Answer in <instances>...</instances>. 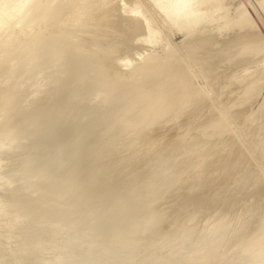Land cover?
I'll return each instance as SVG.
<instances>
[{"label": "bare ground", "instance_id": "6f19581e", "mask_svg": "<svg viewBox=\"0 0 264 264\" xmlns=\"http://www.w3.org/2000/svg\"><path fill=\"white\" fill-rule=\"evenodd\" d=\"M13 1L14 2H12V0H0V39H2L0 40V42L2 41L0 43V60H2L0 61V74L3 77V80L0 81V126L1 124L9 120L12 116L14 118V116L21 113V110L18 107L21 106L20 104H22L19 103L20 98L23 100V98L25 97V102H23V104L26 103V98H29L27 101L30 105L29 110L39 104L41 105V109L38 113L33 114V116H29L30 118L28 120V123L25 125V128H23L22 130L18 129L16 131V133L18 134L16 138L18 139L15 141H17L18 143L19 141L20 143L22 142L23 146L31 143V147H27L29 148V150L27 152H23L25 146L23 147L20 144L14 149H12V146L11 149L16 151L17 155L14 159L8 160L9 162L5 161V156L9 155L10 151H4L5 153L9 154H3L4 152H0V156L2 159L0 162V177L3 175L2 172L9 169L11 170L12 167L16 169V167L19 166L18 169H21L20 166H22L23 168H25V172L19 171L22 172V174L24 173L23 178L20 173H16V171L18 170L14 172L15 169L13 168L14 170L11 174H9V178H6V182L0 185V195L15 196V199L17 200V203L15 205H13L12 203V206H7L0 202V241L3 240L1 233L4 232L7 226H10L11 228L27 227L30 230H33V233L35 235L37 234L35 239H31V242L29 244H27L28 242L26 244L20 243L21 248L15 255L11 257L12 264H22L27 259L29 260V264H198L197 261L200 260L202 261L201 264H212L214 261V264H264V208L263 210H253V206L254 208L255 206H257L256 203H254V205L250 207L248 202L249 206L246 205V207H249V209H247L250 212H246L245 210L247 209L241 203V207H244L245 210L241 208L242 210L240 212L245 211L244 214H239L237 210L236 211L238 213H236V211L234 210L235 213L240 216H234L235 219L233 220V223L229 224L232 221L230 219L229 222L228 218L231 217L232 212L234 214V211L231 210L233 206H229L231 208V212H229V210L226 208L229 203L224 202L226 205L225 206L223 203V206H225L223 210L224 214L214 216V221H211L212 223L209 224L208 227L200 230L199 232L196 231L197 229L195 230L196 232L194 231V226L191 224V220H189L190 218L188 216L187 217L189 219L185 217L187 221H185L183 217L181 218V213L185 214V211L189 212L191 209H193L192 212L188 213L187 215H193L195 213L194 211L196 210L193 207L197 206L198 201L200 202L198 197L200 198L201 195H204L201 196L203 198L206 197L207 194H210V192L211 194L212 192H214V195L212 194V196L214 197H209L207 195L209 197H207L208 199L212 198V205L213 201L218 202L220 200L221 194L219 195V192L215 194L216 192L213 190H217L220 187L225 188L226 185L221 186L224 180H221L219 177L218 179H220L222 183H218L220 181L215 179L217 178L216 174V177H214V175L212 174L214 178L211 177L210 182L212 180H215V182L218 181L217 184L214 183V181H212V183L216 184V186L220 184V187H215L211 183L212 186L210 192L206 193L204 192V190H202L204 194H202V192H200L201 190H199L198 188L203 181H199L200 179H202V175L210 171V160L206 162L205 158L207 157L208 159V156L206 155L208 154L210 156V153H212V151L214 150L213 149L212 151H210L211 149L209 150L208 145V149L205 150L204 147L206 145L204 143L208 141L209 146H212V143H209V138L212 139V137H214L217 139L216 145L221 144V140L223 139L225 134H227V130L229 129L227 128V123L231 122L232 120H236L237 124H235L239 125L240 127L242 125L243 127L246 126L247 128H251L252 132L247 131V133L249 132L251 133V135L236 133V135H232L233 137L230 135V137L232 138L225 137L227 139H230L228 140L229 142L232 139V142H230L232 145L230 144L231 146L228 147L229 145L227 146V143L224 142V139V141H222L226 145H223L224 143L222 142L223 144L218 145V148H216L219 150L222 145L223 147L227 146L228 149H223V151L225 150V152L221 153L219 150V152L221 153V158L223 160L229 159L228 157L230 156L236 157V160L234 159L235 157L233 159H230L232 160L231 162L235 161L233 163L235 164L233 165V167L232 165H230L229 168L228 166H225L224 168L222 167L225 173L226 170H231L229 172L227 171L228 174L234 172L233 175L237 174V179L240 176L239 179L236 180L234 178L236 176H233L232 173L229 174L232 175V177L235 179V182L237 181L236 186H234L235 184L233 185L235 187L233 188L234 191H231L232 193L235 192L236 195L240 193L242 197H244V199L249 196L247 195L245 198V196H243V194L245 195L244 192H247L248 194H250V196L251 194L253 196V193L256 194L255 196H257V192H254L257 189L258 191L262 190L264 192V97L261 99V103L257 105L258 108H255L257 110H255L254 113L252 112L251 114L247 112L246 115L245 112L247 108H251V106L249 107V105L254 102V98L264 87V58H261V61L257 60L258 57H261L259 55L263 54L264 56V41L261 40L262 38L258 40L259 37H257L255 33L259 30L258 27H261L260 24L258 25V22H255V12L254 14H252L251 10L243 12L241 11L238 12L233 18H230L227 15L226 10L223 8L225 0H121V2H123L122 5L119 3L121 6L116 5L114 3V0ZM255 2L257 3V6L259 5L262 13H264V0H256ZM245 6L244 8L247 10L248 7L247 5ZM71 8V15L69 17H62L63 13L67 10H70ZM116 16L122 17V23L120 22L121 25L119 29L116 30L117 35L121 36L123 32L129 29L133 31H137L138 29L143 30L144 38L142 40H139L135 33L130 34L129 38L125 40L130 42L131 44H141L144 47L143 50L145 51L161 45L163 31L165 35L168 33L179 34L181 37V43L177 47V51L185 53V58H180L177 54L176 56H174L175 51L174 53H172L173 48L171 49L170 46H167L170 48L163 46V49L161 50L162 54L160 56H151L153 54L150 55L141 52L142 54L138 55L134 61L130 58V56L127 55H121L122 57L120 56L115 59L112 58V53H115V48L119 46L120 43L124 42V39L118 37V39H115L114 42L112 41V43L109 44L106 49H103L101 47L100 41L105 37L107 29L111 24V19ZM155 17H157V21H155ZM98 23H101L102 25L101 30L96 33L94 37H89L90 39L86 38L89 40L83 42L82 36L86 35L88 31H90L89 29L92 26L97 25ZM254 23H256L258 27H256ZM254 25L258 29L255 30ZM10 28H25V30L23 31L22 29H20L19 31L21 32H18L17 29H14L17 30L15 32L12 31V29L11 31L13 34H11ZM262 31L263 30L261 28L260 34L257 32L258 35H261ZM230 33L231 37L229 35L230 40L228 41V38L225 39V35ZM22 37H27V39H24L22 42ZM168 37H170V35ZM220 37H224L223 44L225 43V40H227L228 42L223 45L221 44V39V41L217 40L218 44H221L220 46H223L221 48L218 46V49H220L216 51L214 50L215 52H213V42ZM219 41L221 43H219ZM14 46L15 48H18L14 49ZM172 46L176 45L174 44ZM216 48L217 47L215 46L214 49ZM116 50L119 49L117 48ZM256 57V61L257 63L259 61V65H257L254 69L252 68L251 71H246L245 69H243L244 67H239L240 63H252V61ZM11 58H15L13 63L11 61ZM116 61L117 65H119L118 67L121 68V73L117 74L116 72H114V74L111 70V75L110 66L112 64H116ZM218 63H223L222 65L227 68L234 67V65L238 64V67L241 68V70L243 69L246 74H237L238 76L233 77L236 75V73L235 75L231 76L232 73H229L231 69L229 71H227L228 69L222 70L219 67ZM5 64H10L8 69L4 68ZM195 64L200 66L197 67V69L200 68V72H196L197 74H195V68H193ZM214 64H217V68L219 67L218 69H221L222 72L226 71L228 73H225L226 78L224 80L222 79V77L225 74H223L222 77L220 76V78L223 80L222 83L217 82L218 84L220 83V85H217V83L214 82L217 87H215V85L212 86L214 83H209H212V79L210 81L208 80V76H211V78H215V76H219V73H221V71L219 70L220 72H215L218 73L217 75L213 74L215 76H212V73L214 71L208 69L211 68L212 65L214 67ZM20 66L21 68L22 66L24 68H22L23 70L21 72H18ZM66 66L71 68V71L73 72V80L71 81L74 87H72V90L73 92H76L74 93L75 96L71 97L70 99L65 98V96L67 95L64 96L67 90L66 85L63 84L61 80H58V83H55L56 78H53L54 76H58V78L61 79V75L63 77L67 76V73L64 72ZM218 69L214 70L218 71ZM234 69L235 71H237L236 68ZM44 70L48 71L46 76L43 75ZM207 71H210V75H208V73V76L206 78L209 81L207 84L208 86L211 85V87L209 86V88L201 87L200 89H195L193 87L194 85L191 83L192 79L194 81L195 78L197 79L205 76V73ZM211 71L213 72L211 73ZM39 72L42 73L41 77L43 75L47 79L45 83L49 87L48 91L45 90L47 93L42 90L44 83H40L42 84L40 85L38 82V77H40V75H37L36 73ZM35 76L38 79H36ZM218 79H215L214 81ZM221 79H219V81H221ZM85 80H87V83L89 82L87 84L88 87H92V89L101 87V90H98V92L92 91V93L90 92V95L86 93L89 99L85 110H83L84 112L82 111L83 115L80 117L78 112L81 111L77 110L79 109V104H81V101L84 97L82 98L81 96L82 99L79 98L77 92L79 93V88ZM129 83L133 84V87L130 86L132 89H130L128 85ZM125 84L129 87L130 90H125ZM196 86L200 87L198 85ZM205 86L207 85L205 84ZM233 86L235 88H233L234 90H232L231 88V92L229 90L227 91V89ZM40 88L43 92L40 91ZM82 90L80 88V91ZM211 91H215L217 97L226 95L224 101L219 100L221 101L218 103L219 105H215L216 108L213 107L214 111L209 105L213 112H211V110L210 112L207 111L208 105H206L210 104L211 100H208L210 99ZM40 92L44 93L43 95H45V97L42 96ZM85 92L86 91H84V93ZM211 94L212 96H214L213 93ZM84 96L86 99V95ZM58 101L61 102L60 105L57 104ZM78 101L80 102L78 103ZM205 102L206 104H204ZM17 103H19V105ZM248 103L249 105L246 106V104ZM192 105H194L198 110L197 111L195 109L197 111H195L196 115H198L199 112L204 113V109H202L203 105L204 107H207L205 108V110L207 111H205V113L207 114L209 112L211 114L206 115V117H209L204 120L205 115L200 113L202 116H204V118L202 117L204 120L203 123H205V121L207 123H201V127L199 126L200 128L197 129L199 132L197 133V135L199 134V138L196 137V139L198 138L197 143H190V140H193L191 138L196 134L194 130L195 125L193 127V124H191V122L189 126L193 128L191 130L192 132L190 131L191 133H193V136H191L189 143L186 142L187 144H181L182 141H184L182 140L183 136L185 137V135H183V133L181 132L182 135L180 138H178L176 144L177 148L175 146L176 150L174 149L175 153L176 151L177 153L170 157L168 155L169 153L171 154L173 150L170 149V147L168 148L169 144L167 145V148L170 149V152H166L168 153L166 155L165 151L167 149L165 148L166 150H164L163 146L161 145L162 143L158 142L159 137L156 135L157 138L154 141L153 138L155 136L151 135V137L148 133H153L150 130L153 128V126H156V123L158 121L160 123V120H162L163 118L166 119V123L164 124H167L169 120L168 118H166L167 114L171 115L169 123H172V127L175 123L178 124L175 125L180 126L179 121H182V119L179 121L178 119L186 116L184 118L187 120L188 118L186 111L190 109ZM243 106H246L247 108H243ZM59 108L61 110H59ZM191 109L195 115V112L193 110L194 107ZM242 110L245 113L242 112ZM246 111H248V109ZM184 113L186 115H184ZM193 113L188 115V117H191ZM196 115L194 116L196 117L195 119L192 116L194 120H196L197 117H200L199 115ZM92 117H96V119H91ZM184 118L183 120H185ZM189 119L194 123L193 119ZM199 120H202L201 117L198 118V123ZM92 121H94L95 125ZM196 121L194 124H196ZM91 122L94 126L90 124ZM187 122L182 121L183 124ZM114 123H116V127L113 126ZM182 123L180 124L182 128H184ZM198 123L196 125L197 128ZM175 125L174 127L176 128ZM165 126L164 128H159H163L166 131L168 128H174H170V125H168V128H165ZM186 126H188V124ZM247 128H244L242 133H246L245 130ZM37 129H39L38 132ZM154 129L156 130V128ZM163 129H160V132ZM236 129H238V127ZM173 130H177V128ZM231 130L229 129L228 131L230 132ZM3 132L4 131H2V135ZM186 132L190 137L191 134L189 135V132ZM141 133H144L143 140L145 139L146 141H148V139L144 138L148 134L150 136L149 137L147 135L149 141H151L152 138L154 144L156 140L159 144L161 143L160 145L163 149L161 147L160 148L162 149V151L164 150V154L162 155H166L169 157L165 160L164 165H162L164 162H156L158 161L157 159L161 157H158V154L163 153L161 151L159 152L157 149L159 153H154L155 157H153V161H151L152 165H146L147 170L150 171H148L146 174L145 172H142L146 176H144L146 180L139 188V193L144 191L143 194L147 196V198L151 197L150 199L153 198L152 196H158L157 200L153 198L156 201H151L149 199L148 201L146 198L145 200L147 201H145V203L143 202L142 205L139 204L140 207L136 208L135 206L138 196L137 194L133 195V193H131L133 191H131V188L132 186H134V182L128 185L126 184L127 186L121 188L118 194H116V198L113 200L112 197H114V195H110L111 192L108 189V184L111 185V183H115L118 186L119 180V177H117V175L112 177L111 170L112 167H115L113 166V164H115L114 162H110L106 165V167L103 166L102 171L100 169H94L93 171H91L88 175V178L86 179L85 184L83 185V188L81 189V193H77V171L81 165L86 163L87 159H92L95 164L99 163V160L101 158H106L104 155L110 153L112 149L115 148L114 143L119 140L121 141L123 138L126 139V136H129V138L131 137V141L127 138L128 142H130L129 145L127 143L125 144H127L128 147H134L136 138L138 134ZM154 134L159 135V133L157 132ZM4 135L5 136H2L0 140L1 151L5 149L4 145L6 146L7 138L9 137V134L4 133ZM178 136L179 135H177V137ZM163 137L164 141H167L166 134ZM163 137L160 138L162 141ZM59 138L67 139L68 141L72 142L73 147H71V150H69L68 153L65 152L64 155H62L61 153V149L63 148V146H57ZM95 138H98V140H100V142H98L99 145L95 148H92L93 146L90 145V147L92 148L91 149L88 144L91 143ZM139 139L140 138H138L137 140ZM179 140L182 141L180 142ZM186 140L188 141V139ZM212 141L214 142V140ZM137 143H139V141ZM183 143H185V141ZM91 144L93 145V143ZM154 144H152L151 146H153ZM157 144H155V146ZM145 145L146 144L144 143L143 147H145ZM216 145L212 147L215 148ZM80 146L87 147L89 153L86 154V157L81 154L79 150ZM122 146L125 145L123 144ZM122 146L119 147V149L122 148ZM151 146L150 148L152 150L153 147ZM211 146L210 148H212ZM146 148L150 150L148 146H146ZM127 149L128 148H126V150ZM143 149L145 150V148ZM154 149L156 150V148ZM216 149L214 150V153L217 151ZM134 150L138 151V148ZM208 150L210 151V153H208ZM130 151L134 152L131 149ZM130 151L129 153H131ZM145 151L147 152L145 154L143 153V156L140 157H144V155L149 152L148 150ZM204 151H207L206 155ZM150 152L153 153L154 150L153 152ZM196 152L201 153H198L201 157V160L198 156H193L194 158L196 157L197 159H199L198 162L195 158L194 160L197 163L194 164V162H190V159ZM218 153L216 154L219 157L220 154L218 155ZM172 154H174V151ZM131 156H129V158H131ZM166 156H164L163 159L166 158ZM211 157L212 155L210 156V158ZM128 159H126V161ZM213 159H216L215 154L213 156ZM138 160L143 161L144 159L142 158ZM230 160L229 162L224 163H226V165L228 163L232 164L230 163ZM41 161L44 162L42 163ZM146 161L147 160H145V163H148ZM188 161L190 162V164H194V169L193 167L191 168L194 170L193 173L190 174V170L188 171V175L190 174L189 176L187 175V172L185 176L183 174V177L181 176L182 178H180L181 180L178 179L180 180L179 183H177L176 185L173 184L175 186L172 185V190L169 188L171 191H168L171 195H176L175 197L178 199L180 196L179 194H182L181 196H183L184 193H181L182 191L180 193L178 192L179 190H181V185H186V181L188 183V186L189 184L193 185L194 183V186L191 187V189L186 188L190 190V194L192 193V197L190 196V198H188L189 200H191L192 198V200H188V202H186L187 198L185 199V197V200H183L182 198L178 199V201L183 200V202L179 203H183V205L185 203L184 206H186L187 203L189 205L187 207L188 209L186 207H182L186 209L185 211H182L183 209L180 208L181 206H178L179 203H177L176 205L175 202L177 201L174 196V203L176 207H174L175 205H172V196L170 195L169 198V193H165L166 196L164 195V198L168 196L167 198L169 199L166 198L167 202L169 200L170 201L166 203L165 199L164 205V199L162 200L159 197H161L166 189L157 187V181L161 178H165L164 180H166V178L168 179L171 174L174 175V173L172 172H176V170L178 171V169L183 167L185 168V166H183L185 164L186 166H190L189 164H187L189 163ZM215 161L218 160H214L213 164L211 165L215 166L214 168L216 170L218 167L216 166L217 162ZM3 162L6 163L3 164ZM39 162H41L42 164L39 167H36L34 170L35 165ZM127 162L133 164L132 158ZM210 162H212V160ZM137 163L140 162L138 161ZM137 163H134V165ZM204 163L207 164L205 165ZM142 164H138V166ZM218 164L221 163L218 162ZM203 165H208V167L205 168V166ZM128 166H130V164H128ZM212 166L211 168H213ZM248 166L252 167V169H245V167L248 168ZM121 167L123 169L125 166L121 165ZM127 167H125V169H128L129 173L133 174V172H130L132 170ZM148 167L150 168L148 169ZM208 168L209 170L207 171L206 169ZM125 169L123 170L125 171ZM134 169H136V167ZM138 169H140V167ZM144 169H146L145 166ZM144 169L141 170L145 171ZM218 170H216L215 173L219 172L218 175L220 176L221 171ZM124 171L123 173H127V171ZM55 172L57 173V175H55V179H52L54 181H52L51 183H46L44 181L45 178L52 175V173L56 174ZM211 172L213 171L211 170ZM129 173L126 175L128 176ZM239 173H241V175H238ZM98 174L101 175V179L98 182L100 186L95 188L93 187V183H95V180H97L96 177L98 176ZM228 174L226 173L224 175V178L223 173L221 172V175L223 176L221 177L226 179L228 178L226 177V175ZM66 177L68 179H66ZM230 178L227 180L231 181ZM189 179L190 181L192 180L193 183L192 181L191 183H189ZM33 181L36 182V188L31 185V183H34ZM161 182L163 183V181ZM166 182L167 181L164 182V187L168 186ZM197 183H199L198 187L196 186L198 185ZM206 183L210 186V183ZM15 184L19 185L17 186L18 189H14L16 191H14L12 188ZM206 186L209 187L208 185ZM212 187H214L215 189ZM181 188L183 189V185ZM227 188L226 191L228 190ZM167 190L165 192H167ZM189 190L186 191L189 192ZM40 191L41 194L39 193ZM95 191L101 192L100 201L97 204L99 206H94L88 203H83L80 206L76 205L77 195L88 196ZM187 192L185 195L188 194ZM199 192L201 193L200 196L198 195ZM220 192H222V190ZM227 192L230 193L229 191ZM240 194L238 195L239 197L241 196ZM260 194H262L260 196V199L262 200L264 196L263 193L259 192L258 195ZM177 195L179 196L177 197ZM231 195H229V197ZM222 197L224 196L222 195ZM242 197L240 198L242 199ZM26 198H29V202H26ZM235 198L233 199L234 201ZM253 198L251 197V200H253L254 202L258 200L260 201V199L255 201L254 199L256 197L254 199ZM208 199H204L206 201H201L204 203L203 205L205 207L209 203H211L207 201ZM244 199L243 203L247 200L249 201L250 197L245 201ZM224 200H222V202ZM229 200H231L230 202H232V199ZM229 200L227 198V201ZM23 202H26L27 205L19 209L18 207L20 206L18 205ZM201 202L198 205L199 207H201ZM236 202H232L234 206H236ZM65 203H67V205L64 206ZM166 205L169 206V211V208L173 206L172 208L175 209V212H172L171 209L170 215L167 210V213L169 215H166ZM214 205H216V203H214ZM238 205L239 203H237V206ZM72 206L74 209L71 208ZM163 206H165V210L162 209ZM177 206L182 210H179ZM190 206L192 208H189ZM220 206V209H223L222 205ZM261 206L262 205H260L258 208H260ZM82 207H86L84 209L88 208V210L86 211L85 215L83 214V225L80 228H77L79 219L81 218L80 213L84 211H81ZM199 207L196 208L197 211L201 210L199 209ZM210 207L211 206H209L208 208ZM250 208H252L251 210L253 211H251ZM70 209L73 211H70ZM215 209H218L217 206ZM226 209L228 212L226 211L225 213L224 211ZM212 210L214 209L211 208V211ZM197 211L194 214L196 216L197 214H199ZM205 211L208 210L205 209L202 213L204 214ZM178 212L179 215H181V219L177 218ZM199 212L201 213V211ZM219 213H221V211ZM201 214L199 215L201 216ZM59 218L60 220H62L63 218V220L61 222L59 220L60 223H57ZM209 218L212 217L209 216ZM179 219L185 221L183 225ZM252 219H254L256 222H254V220ZM250 220H252L254 224L251 225V223L249 222ZM129 221H131L132 223L134 222L133 227L129 226L132 224ZM195 221H197V219L194 220V222ZM175 222L176 225L181 224V226H175ZM91 225H96L95 229L101 232V238L99 237L97 239L95 233L89 231L87 232L88 227ZM125 225L128 226L127 228L130 227V230H127V228L125 230ZM30 230L28 231V234L32 232ZM34 231L37 232L35 233ZM158 233L162 234V238H158V240H161L156 241ZM155 234H157L156 237ZM152 235H154L156 240L150 238ZM29 237L32 238V236ZM148 238L149 240H153L156 242H146V239ZM7 239L8 238L4 237L5 241H7ZM26 239H28V237ZM172 241L175 243V245L173 243L174 246L172 245V247H170L171 245H169V243H171ZM167 244L170 248L166 246ZM218 250H223V254L220 255L222 257H219V261L217 262V259L215 260L213 258L216 257L215 254Z\"/></svg>", "mask_w": 264, "mask_h": 264}, {"label": "rangeland", "instance_id": "374dc122", "mask_svg": "<svg viewBox=\"0 0 264 264\" xmlns=\"http://www.w3.org/2000/svg\"><path fill=\"white\" fill-rule=\"evenodd\" d=\"M18 1H19V0H18ZM255 1H256V0H225V2H224V4H223V8L226 10L227 15H228L230 18H233L238 12H241V11L243 12V11H250V10H251L252 14H254V12H255V14H254L255 22H258V25L260 24L261 27H258L256 23H254V24L256 25V27L259 28L260 31H261V28H262V30L264 31V15H263L264 13H262V11H261L259 5L257 6V3H256ZM12 2H14V1L12 0ZM15 2H17V1L15 0ZM114 3H115L116 5H120V4L122 5V4H123V2H121V0H117V1L114 0ZM119 3H120V4H119ZM121 5H120V6H121ZM243 5H244V6L247 5V7H248L247 10L244 8ZM75 7H77V6H75ZM245 7H246V6H245ZM249 7H250V8H249ZM258 7H259V9H258ZM241 8H242V9H241ZM248 9H249V10H248ZM70 11H72V8H71L70 10H67L66 12H64V13H65V16H64V13H63L62 17H66V16L69 17V16L71 15V13H72V12L70 13ZM68 12H69V13H68ZM66 14H67V15H66ZM261 17H262V18H261ZM82 18H83V17H82ZM258 18H259V19H258ZM113 19H115V20H113ZM157 20H158L157 17H155V21H157ZM81 21H82V20H81ZM120 22L122 23V17H119V16H118V17H117V16H116V17H113V18L111 19V24H110V26H109L108 29H107V32H106V34H105V37L100 41L101 47H102L103 49H106V48L108 47V45L111 44L112 41L114 42L115 39H118V37H121V38L124 39V42L120 43L119 46H117V47L115 48V50H114L115 53H112V58L115 59V58H117V57H120L121 55H122V56H126V55H127V56H130V58L134 61V60L137 58V56L140 55V54H142V53H147V54H150V55L153 54V55H151V56H160V55L162 54V51H161V50L163 49V46H165V47L170 46L171 49L173 48V49H172V53H174V51H175L174 56H176V54H177L180 58H183V59L185 58V56H184L185 53H183V52H178V51H177V47H178V46L180 45V43H181V37H180L179 34H176V33H174V34L168 33V34L165 35L164 31L162 32V30H161L162 35H163V37H164V38H163V37L161 38V40H162V41H161V45H158V46H156V47H154V48H152V49H150V50L145 51V50H143L144 47H143L141 44H139V43H138V44H137V43H134V44L132 43V44H131L130 42H128V41L125 40V39L129 38L130 34H133V33L136 34V36H137V38H138L139 40H142V39L144 38V32H143V30L138 29L137 31H133V30L129 29V30H126L125 32H123V34H122L121 36H119V35L116 34V32H117L116 30L119 29V27H120V25H121ZM255 25H254V27H255ZM97 26H98V27H97ZM92 27H93L94 29H93ZM92 27H91L92 29L90 28V29H89L90 31H88V33H87L86 35L82 36V41H83V42H84V41H85V42L88 41V40L90 39L89 37H91V38L94 37V36L96 35V33H98V32L101 30L102 25H101V23H98L97 25L92 26ZM256 27H255V30L258 29V28H256ZM12 29H13V28H10V31H11ZM14 29H17V28H14ZM14 29H13L12 31H15V32H16L17 30H18V32H21V31H19L20 29H22L23 31L25 30V28H24V29H23V28H19V29H17V30H14ZM91 30H92V31H91ZM95 30H96V31H95ZM259 30L255 32V33H256V36L259 37L258 40H260V39L262 38L261 40L264 41V36H263L264 32L262 31L263 33L261 32V35H258V33L260 34V31H259ZM12 31H11V34H13ZM108 31H110V32H108ZM15 32H14V33H15ZM92 32H93V33H92ZM257 32H258V33H257ZM88 35H89V36H88ZM169 35H170V37H168ZM227 35H228V36H227ZM227 35H225L226 37H225V36H224V37H225V39L228 38L227 40L229 41V40H230V39H229V35H230V37H231V33H230V34H227ZM85 36H86V37H85ZM84 37H85V38H84ZM224 37H220V38L216 39V41L214 40V42H217V40H220V39H221L222 41H221V40H220V41H221L222 43H221L220 41H219V43L223 44V42H224V40H223ZM0 38H1V37H0ZM86 38H89V39H86ZM167 38H168V39H167ZM24 39H27V37H24V38L22 37L21 41L23 42ZM171 39H172V40H171ZM0 40H2V39H0ZM3 40H4V39H3ZM227 40H225V43L228 42ZM108 41H109V42H108ZM164 41H165V42H164ZM168 41H169V42H168ZM1 42H2V41H1ZM1 42H0V43H1ZM214 42H213V44H214V45L216 44L215 46H216L217 48L214 49L215 46L213 45V47H214V48H213V52H215L216 50H219V49L225 44V43H224L222 46H220L221 44H218V42H217V43H214ZM170 44H171V45H170ZM174 44H175L176 46H172V45H174ZM121 45H122V46H121ZM218 46L220 47L219 49H218ZM170 47H167V48H170ZM13 48H14V49H17L18 47L15 48V46H14ZM117 48H118L119 50H116ZM131 48H132V49H131ZM175 49H176V50H175ZM214 50H215V51H214ZM114 51H113V52H114ZM130 51H131V52H130ZM117 52H118V53H117ZM120 52H121V53H120ZM125 52H127V53H125ZM141 52H142V53H141ZM122 53H123V54H122ZM116 54H117V55H116ZM172 55H173V54H172ZM181 55H182V56H181ZM122 56H121V57H122ZM210 56H211V55H210ZM259 56H261V57H258V59H257V57H256V58H254V60L256 61V59H257V60H260V61H261V60L264 58L263 54H261V55H259ZM8 57H10V56H8ZM261 58H262V59H261ZM0 59H1V57H0ZM9 60H10V59H9ZM14 60H15V58H13V59L11 58L12 63L14 62ZM254 60H253L252 63H250V64L240 63V66H239V67H241V68L244 67L243 69H245L246 71H247V70H248V71H251L252 68L254 69L257 65H259V64H258L259 61H258V63H257V61L255 62ZM0 61H2V60H0ZM15 62H16V61H15ZM254 62H255V63H254ZM256 63H257V64H256ZM222 64H223V63H222ZM222 64H219V63H218L219 67H220L222 70L228 69L227 71H229L230 69H231V70L233 69L232 71L230 70V72H229V73H232L231 76L235 75V73H236V75L233 76V77L238 76L237 74H239V75H240V74L242 75V73L246 74L245 71H243V69L241 70V68L238 67V64L234 65V67H231V68H230V67L227 68V67L223 66ZM242 64H244V65H242ZM251 64H252V66H251ZM214 65H215V64H214ZM216 65H217V64H216ZM216 65H215V66H216ZM218 65H217V66H218ZM220 65H221V66H220ZM245 65H247V66H245ZM249 65H250V66H249ZM9 66H10V64H5L4 68H5V69H8ZM118 66H119V65H117V61H116V64H112V65L110 66V73L113 71L112 73L116 72L117 74H118V73L120 74V73H121V72H120V71H121V68L118 67ZM192 66H193V65H192ZM215 66L213 67V65H212V67L208 69V70H213V71H214V72L211 71V73L213 72V73H212V76H215V75H213V74H216V75L218 74V73H215V72H220V71H221V69H218L219 67L217 68V66H216V67H215ZM43 67H44V66H43ZM197 67H200V66L197 65V64H195V66H193V68H195V69H194L195 74H197L196 72H200V70H199L200 68L197 69ZM222 67H223L224 69H223ZM237 67H238V68H237ZM22 68H24V67L22 66ZM22 68H21V66H20L18 72H21V71L23 70ZM234 68H236L237 71H235ZM246 68H247V69H246ZM119 69H120V70H119ZM183 69H184V68H183ZM214 69H218V71H217V70H214ZM239 69H240V70H239ZM41 70H42V69H41ZM41 70H40V71H41ZM111 70H112V71H111ZM195 70H196V71H195ZM219 70H220V71H219ZM44 71H45V72H44ZM44 71H43V75L46 76L47 73H48V71H47V70H44ZM69 71H70V72H69ZM233 71H234V72H233ZM18 72H16V73H18ZM41 72H42V71H41ZM64 72L67 73V76H68V77H67V76L63 77V76L61 75V77H62L61 79L58 78V76H57V77L54 76L53 78H56L55 83H56V82L58 83V80H61V82H63V84L66 85L67 90H66L64 96L67 95V96H65V98H67V99L69 98V99H70L71 97H74V96H75L74 93H76V92H73V90H72V87H74V85H72L73 83H72V81H71V80H73V72L71 71V68H69L68 66H66V69L64 70ZM209 72H210V71H207V72L205 73V76H202V77L197 78V79L195 78V79H194V81L196 80L195 83H194V81H193V79H192L193 82L191 81V83L194 85L193 87H194L195 89H196V88H197V89H200L201 87H202V88H206V87L209 88V86L211 87V85L208 86V84H207L211 79H212V80H211L212 83H211V82H209V83H210V84H213L214 82H216V83H217V82L222 83V81L226 78V74H225V73H227L226 71H225V72H224V71H223V72L221 71V73H219L220 75H219V76L217 75L218 77L215 76V78H214V77L211 78V76H208V75H210ZM69 73H70V74H69ZM112 73H111V75H112ZM208 73H209V74H208ZM36 74H37V75L39 74L40 77H41V74H42V73L39 72V73H36ZM71 74H72V75H71ZM114 74H115V73H114ZM114 74H113V75H114ZM117 74H116V75H117ZM207 74H208V75H207ZM223 74H225V75H224L225 77L223 76L224 78L222 77ZM227 74H228V73H227ZM17 75H18V74H17ZM37 75H36V76H37ZM43 75H42L41 78L38 77L40 80H39L36 76H35V77H36V79H38L39 84H40V83H42V84L44 83L43 85H44L45 87L43 86V89H42V90H43L44 92H46V91L49 90V87H48V85L45 84L46 81H47V79H46ZM229 75H230V74H229ZM229 75H228V76H229ZM19 76H20V74H19ZM207 76H208V78H209V79H208L209 81L206 79ZM220 76L222 77L223 80L220 78ZM59 77H60V76H59ZM204 77H205V78H204ZM213 78H214V79H213ZM218 78L221 79V81H219ZM198 79H199V81H198ZM215 79H218V80L214 81ZM1 80H3V77H2L1 74H0V81H1ZM66 80H67V81H66ZM65 82H66V83H65ZM85 83H86V84H85ZM88 83H89V82H88ZM88 83H87V80H85V81H83V83L81 84V87H80V88H81V90L83 89V90H82L83 93H84V91H86L84 94L82 93V91H80V88H79V93L77 92V95L79 96V98H81V96H82V98L84 97L83 99L81 98L83 102L80 100V101H81V104H79V106H80L79 109H81V110L78 109L77 111H81V112H82L83 110H85V107H86V105H87V103H88V99H89L88 95H90V92H91V93H92V91H97V92H98V90H99V91L101 90V87H99L100 89H99V88H94V89H92V87H88V86H87ZM196 83H197V84H196ZM220 83H219V84L217 83V85H220ZM42 84H40V85H42ZM60 84H61V83H60ZM84 84H85V85H84ZM131 84H132V83H131ZM131 84H130V83L128 84L129 87H130V86L133 87V84H132V85H131ZM203 84H204V85H203ZM205 84H206L207 86H205ZM71 85H72V86H71ZM82 85H83V86H82ZM125 85H126V84H125ZM196 85H198V86H200V87H197ZM214 85H215V87H217L215 83H214L212 86H214ZM84 87H85V88L88 87V88L85 89ZM126 87H127L128 89H127ZM129 87L126 85V86H125V90H130V89H132L131 87H130V89H129ZM41 88H42V86H41ZM41 88H40V91L43 92V91L41 90ZM89 88H90L91 90H90ZM231 88H232V90L235 89L234 86H233V87H230L229 89H227V91H228V90L230 91ZM233 88H234V89H233ZM73 89H74V88H73ZM84 89H85V90H84ZM96 89H97V90H96ZM45 90H46V91H45ZM227 91H226V92H227ZM41 92H40V93H41ZM118 92H119V91H118ZM230 92H231V91H230ZM232 92H233V91H232ZM260 92H261V93H260ZM260 92H259L258 95L254 98V102H252L253 100L251 101L253 105H252L251 103H250L251 105H249V103L246 104V106L249 105V107L251 106V108H247L246 106H243V108H247V109H248V111H246L247 109L245 110L246 115H247V112L252 114V112L254 113L255 110H257V109H255V108H258L257 105H259V104L261 103L260 101H262L261 99L264 97V87L260 90ZM46 93H47V92H46ZM46 93H45V94H46ZM72 93H73V94H72ZM81 93H82V94H81ZM86 93H87L88 95H87ZM211 93H213L214 96H212ZM43 94H44V93H41V95L45 97V95H43ZM68 94H69V95H68ZM77 95H76V96H77ZM84 95H86V99H85V96H84ZM24 96H27V95H24ZM120 96H121V95H120ZM214 97H215V98H214ZM225 97H226V95H225V96H222V97H217L216 92H215V91H213V92L211 91V92H210V99L208 100V101L211 100V101H210V104H206V102L204 103V104L208 105V106H207L208 108H207L206 106L204 107V105H203V106H202V107H203L202 109H204V113H203V112H202V113H201V112L198 113V115H199V116L201 117V119H202V120H199V123H198V118H200V117H197V119H196L197 121L194 120V119L196 118V117H194V116L196 115V112H197L198 110L195 108L194 105H192V106L190 107V109H188V110L186 111V112H187V118H188V119L186 120V119L184 118V117H186V116L182 117L183 115L181 116L182 118L178 119V121L182 119L183 122H185V121L187 122V121L189 120L187 123H185L186 125L188 124V126H186L185 124H183L182 121H179L180 123H182V125L184 126V128H185V126H186L185 129L182 128L181 124L178 122L180 126H177V125H178L177 123H175V124H177V125L173 124V127H174V125H175L176 128H177V130H173V129H176V128H175V127L173 128L172 125H171L172 123H169V121H170V119H171V115H170V114H167V115H166L167 117L165 116L166 118L169 119V120L167 119V120H168L167 124H164V123H166V119L163 118L162 120H160V123H159V121L157 122L158 125H157V123H156V126H153V128L150 130V131L153 132V133L150 134V132H149L148 134H149L150 136H151V135H152V136H155V137L153 138L154 141H155V139L157 138V136L159 137L158 142H161V143H162V144H161V143H160V144L163 146L164 150L167 149V150L165 151V154H166V155L170 152V149H172V150L174 151V154H172L173 151L171 150V151H172L171 154L169 153V155H168V156L171 157V156H173V155H175V154L177 153V151H176V153H175V150H176V148H177L176 144H177L178 138L181 137L182 133H183V135H185V137L183 136V138H182V140H184L185 143H183L184 141L179 140L180 142L182 141L181 144H187L186 142L189 143V140H190L191 136H193V133H191V132H192L191 130H192L193 128H191V127L189 126L191 122H192L191 124H193V127H194V125H195V127H194L195 129H194V130H195V133H196V134H195V136H193V137L191 138V139H193L194 141H193V140H190V143H192V142H193V143H194V142L197 143L198 138H199V137H198L199 134L197 135V133H199L197 129H199V128L201 127V125H202L201 123H203V121H204L205 119H207V117H209V116L206 117V115H210V114H211V113H209L210 110H211V107H212V110H213V107L216 108L215 105H219L218 103L221 102V101H219V100H223V101H224ZM216 98H217V99H216ZM219 98H220V99H219ZM24 99H25V97L23 98V100L20 98L19 103H22V104H23V102H25ZM26 99H27V101H28L29 98L27 97ZM215 99H216V100H215ZM21 100H22V101H21ZM27 101H26L25 104H23V105L20 104L21 106H18L19 109L21 110V113L18 114L20 117H19L18 115H16V116H14V118H15V119H14L13 116H12L9 120H7L6 122H4V123L1 124V126H0V134H1L0 140H1L2 136H3V137L5 136L4 133H5V134H9V137H8V136H7L8 138L6 137V138H7V142H6L7 144H6V146L4 145V148H5V149L2 150V151L0 150L1 153H3L4 151L7 152L8 150L10 151V154H9V153H5V152L3 153V154H9V155H7V156L4 155L5 158H6V159H5L6 162H9L8 160H12V159H14V158L16 157V155H17V152L14 151V150H12V149L16 148V146L18 147L19 144H20L21 146H23V145H22V142L20 143V141H19V143H18L17 141H15V140L18 139V138H16V137L18 136V134L16 133V131H17L18 129H21V130H22L23 128H25V125L28 123L29 118H30L31 116H33V114L38 113L39 110L41 109V105L39 104V105L34 106L31 110H29V109H30V105L28 104L29 102H27ZM80 101H78V103H79ZM85 101H87V102H85ZM19 103H17V104L19 105ZM56 103H57V102H56ZM85 103H86V104H85ZM211 103H212L213 105H212ZM215 103H216V104H215ZM26 104H27V105H26ZM57 104L60 105L61 102L58 101ZM209 105H210L211 107H210ZM24 106H25V107L28 106V107L25 108ZM38 106H39V107H38ZM81 106H82V107H81ZM20 107H24V108L26 109V111H25L24 108H20ZM193 107H194V109H193L194 112L197 110V111L195 112V115H194V113L192 112V109H191V108H193ZM205 108H207V111H209L207 114L205 113V111H206ZM27 109H28V110H27ZM195 109H196V110H195ZM200 109H201V108H200ZM200 109H199V111H200ZM23 110H24L25 112H24ZM59 110H61V109L59 108ZM190 110H191V111H190ZM212 110H211V112L214 111V110H213V111H212ZM250 110H251V111H250ZM201 111H203V110H201ZM207 111H206V112H207ZM23 112H24V114H23ZM81 112H78V114L80 115V117L83 115V112H84V111H83L82 113H81ZM113 112H115V111H113ZM113 112H112V113H113ZM188 112H192L194 116L191 115V117H190V116L188 117V115L192 114V113H188ZM242 112H244V111L242 110ZM245 112H244V113H245ZM200 113H201V114H204V115H205V118H204V116H202ZM244 113H243V114H244ZM76 114H77V113H76ZM169 115H170V116H169ZM184 115H186V114L184 113ZM198 115H196V116H198ZM248 115H249V114H248ZM29 116H30V117H29ZM192 116L194 117V119H193ZM27 117H28V118H27ZM202 117L204 118V120H203ZM183 118H184L185 120H183ZM189 118H191V120L193 119V120H194V123H195V121H196V124H194L193 121H190ZM91 119H94V120H95L96 117H95V118L92 117ZM10 120H11V121H10ZM25 120H26V121H25ZM208 120H209V119H208ZM208 120H207V121H208ZM9 121H10V122H9ZM200 121H201V122H200ZM234 121H235V122H234ZM234 121L232 120L231 122L227 123V124H228V125H227V126H228L227 128H229L230 130H231V129H233V130H231V131L229 132V131H228L229 129H228V130H227V134H228V132H229V134H228L229 136H228L227 134H225V136H224L223 139H222L223 141H224V139H225L224 142L227 143V146L229 145L228 147H230V146L232 145V144L230 143V142H232V139H231V141L229 142L228 140H230V139H227L228 137H229V138H232V137H233L232 135H236V133H241V134H246V135L248 134V135H251V133H249V132H252V129H251V128H247L246 126L243 127L242 125H241V127H240L239 125H236V124H237L236 120H234ZM24 122H25V123H24ZM92 122H93V124L95 125L94 121H92ZM92 122H91L90 124H92ZM176 122H177V121H176ZM232 122H233V123H232ZM168 123H169V124H168ZM173 123H174V122H173ZM197 123H198V128H197V126H196ZM206 123H207V122L205 121V123H203V124H206ZM235 123H236V124H235ZM238 123H239V122H238ZM18 124H19V125H18ZM93 124H92V125H93ZM94 125H93V126H94ZM163 125H164V126H165V125L167 126V127L165 126V128H168V125H170V126H171L170 128H173V129H169V128H168L169 130L167 129V131H169V132H167L165 129H163V128H164ZM229 125H231V126H229ZM232 125H234V126H232ZM243 125H244V124H243ZM113 126L116 127V126H117L116 123H114ZM191 126H192V125H191ZM199 126H200V127H199ZM203 126H204V125H203ZM236 126H237L238 129H240V130L236 129V128H237ZM159 127H163V128H159ZM187 127H188V129H187ZM231 127H232V128H231ZM242 127H243V128H242ZM154 128H156V130H155ZM190 128H191V129H190ZM244 128H247V129L245 130L246 133H245V132L242 133V131L244 130ZM5 129H6V130H5ZM9 129H10V130H9ZM153 129H154V130H153ZM158 129H159V132H158ZM160 129H163V130H165V131L161 130V132H160ZM186 129H187V130H186ZM189 129H190V130H189ZM241 129H242V130H241ZM250 129H251V131H250ZM8 130L11 132V134H10V132H9ZM11 130H12V131L14 130L13 132H14L15 134H14ZM170 130H171V131H170ZM181 130H182V131H181ZM183 130H184V131H183ZM194 130H193V131H194ZM236 130H238V131H236ZM2 131H4V132H3V135H2ZM7 131H8V132H7ZM38 131H39V129H37V132H38ZM154 131H155V132H154ZM186 131L189 132V135L191 134L190 137L188 136V133H187ZM190 131H191V132H190ZM196 131H197V132H196ZM232 131H233L235 134H234ZM239 131H241V132H239ZM247 131H249V132L247 133ZM156 132L159 133V135H158V134H154V133H156ZM162 132H163V133H162ZM181 132H182V133H181ZM40 133H41V132H40ZM160 133H161V134H160ZM178 133H179V134H178ZM180 133H181V134H180ZM186 133H187V134H186ZM148 134H147V135H148ZM165 134H166V137H167V141L165 140L166 142L164 141V137H163V136H165ZM42 135H44V134H42ZM42 135H39V136H42ZM140 135H141V136H140ZM147 135H146V136H147ZM149 135H148V136H149ZM156 135H157V136H156ZM173 135L177 138V140H176V138H175ZM177 135H179V136L177 137ZM186 135H187V136H186ZM196 135H197V136H196ZM230 135H231L232 137H230ZM143 136H144V133L138 134V136H137V138H136V141H135V145H134L135 148H134V147H128L129 142L131 141V137L129 138V136H128V137L126 136V137H125L126 139L123 138L121 141L119 140V141L115 142V143H114V144H115V148L113 147L114 149H112V151H111L110 153H108L109 155H108V154L104 155L106 158H101V159L99 160V163H97L98 166H97V164H95V163L93 162L92 159H87L86 163H84L83 165H81L80 168H79L78 171H77V176H76L77 193H81V189L83 188V185L85 184L86 179L88 178V175H89V173H90L91 171H93L94 169H95V170L100 169V170L102 171V167H103V166L106 167V165L109 164L110 162H111V163L114 162L116 165L113 164V166H115V167H112V170H111V171H112V172H111V173H112V177H114V176L117 175V177H119V178H118L119 180H118V186H117L115 183H111V185L108 184V189H109L110 192H111L110 195H112V194L114 195V197H112L113 200L116 198L115 196H116V194H118V192L120 191L121 188L127 186L128 184H130V183H132V182H134V186H132V188H131V191L133 190L131 193H133V195H136V194H137V196H138V197H137V200H136L137 203H136V201H135V203H136V206H135V207H136V208L140 207L139 204L142 205V203H143V202L145 203V201H147L148 199L151 200V201H153V200H154L153 198H155V199L157 200V199H158V196H152L153 198L150 199L151 197H150V198H149V197L147 198V196H145V195L143 194L144 191L141 192V191H142V190H141V191H140L141 193H139V190H140L139 188L141 187V185H142V184L145 182V180H146V178H145L146 176H145L142 172H145V174H146L148 171H150V170H147L146 165L148 164L147 166H149V165L151 164V161H153V157H155L154 153L157 154L158 151H159V152H160V151L163 152L164 150L162 151L163 148H162V146L157 142V140H156L155 144H157V143H158V144L155 146V144L153 143L154 141H153L152 138H151V141H149L148 136H147V137L145 136L144 138L148 139V141H149V142H148V141H146L145 139L143 140ZM150 136H149V137H150ZM152 136H151V137H152ZM172 136H173V137H172ZM60 137H61V136H60ZM162 137H163V141L160 139V138H162ZM196 137H198V138L196 139ZM225 137H227V138H225ZM42 138H43V137H42ZM44 138H45V137H44ZM127 138L130 140L129 142H128V139H127ZM138 138H140L141 140H140V139L137 140ZM171 138H172L174 141H173ZM184 138L188 139V141H187L186 139H184ZM194 138H195L196 140H195ZM8 139H9V140H8ZM207 139H208V138H207ZM207 139H206V140H207ZM209 139H210V140H209ZM209 139H208V140H209V143H210V144L212 143V146L216 145V142H217V139H216V138L212 137V139H211V138H209ZM126 140H127V141H126ZM175 140H176V141H175ZM212 140H214V142H213ZM222 140H221V144L224 143ZM226 140H227V142H226ZM66 141H67V142H66ZM124 141H125V142H124ZM138 141H139V143H137ZM140 141H141V142H140ZM143 141H144V143L146 144L145 147H143V145H144ZM204 141H205V140H204ZM210 141H212V142H210ZM98 142H100V140H98V138H95V139L92 140V142H91V143H93V145H92L91 143H89L88 145H89V147H90V145H91V146H93L92 148H95V147H97V146L99 145ZM118 142H119V143H118ZM174 142H175V143H174ZM222 142H223V143H222ZM228 142H229V143H228ZM125 143H127L128 145L125 144ZM148 143H149L150 145H149ZM163 143H164V145H163ZM166 143H167V144H166ZM173 143H174V144H173ZM213 143H215V144H213ZM225 143H224L223 145H226ZM16 144H17V145H16ZM30 144H31V143H28V144H27L28 146H27V145H24L25 147L23 146V147H24V151H23V152H27V151L29 150V148H27V147H31ZM114 144H113V146H114ZM123 144H124L125 146H122ZM138 144H139V145H138ZM152 144H154V145L151 146ZM165 144H166V146H165ZM168 144H169L168 148L170 147V149L167 148V145H168ZM170 144H171V145H170ZM204 144L206 145V146L204 145L205 147L203 146V147L205 148V150H207L208 147H209V150L211 149L210 151H212L213 149L215 150L216 148H218V145H221V144H218V145L215 146V148H213V147L210 145V146L212 147V148H210V146H209V144H208V141H206V143H204ZM230 144H231V145H230ZM60 145L63 146V148L61 149V150H62V152H61L62 155H64L65 152L68 153V151L71 150V147H73L71 141H68L67 139H63V138H59V139H58V145H57V146H60ZM117 145H118V146H117ZM137 145H138V146H137ZM159 145H160V146H159ZM207 145H208V147H207ZM223 145L220 147L221 149L219 148V150H220L221 153H222V152H225V150L223 151V149H225V148L228 149L227 146H226V147H223ZM12 146H13V147H12ZM121 146H122V148L119 149V147H121ZM146 146H148L149 148H150V146H151V147H153V148H152V150H151V148H150V150H149V149L146 148ZM175 146H176V148H175ZM7 147H8V148H7ZM11 147H12V149H11ZM136 147L138 148V151L140 150L139 152L134 150V149H137ZM158 147H159V148L161 147L162 149H161V148L159 149ZM171 147H172V148H171ZM90 148H91V147H90ZM92 148H91V149H92ZM117 148H118L119 150H118ZM126 148H128V149L126 150ZM143 148H145V150H148L149 152H148L146 155H144V157H140V156H143V153L145 154V153L147 152V151H145ZM154 148H156V150H155ZM165 148H166V149H165ZM67 149H68V150H67ZM124 149H125V150H124ZM130 149L133 150L134 152L130 151ZM142 149H143V150H142ZM157 149H158V151H157ZM174 149H175V150H174ZM79 150H80L81 154L84 155L85 157H86V154L89 153L87 147H84V146H80V149H79ZM115 150H116V151H115ZM153 150H154V152H153ZM209 150H208V153H210ZM214 150L212 151L213 154L210 153V156L212 155L211 158H210V156H209L208 154L206 155L207 151H206V152L204 151L205 155L208 156V159H207V157H206V158L204 157V158L206 159V162H208V160H210V161L212 160V162L209 161L210 171L207 173L206 171H204L205 169L202 170V171L206 172L208 175H207L206 173L203 172L205 175L203 174L202 176H203L204 178H205V176H206V178L204 179L203 177H201L202 179L199 180L200 182H201V180H203V181H202V184L199 182V183L201 184V185H200V186H201V189H200L199 183H197L198 185H196V186H197V187L199 186L198 188H199V190H201L200 192H202V190H204V192L208 193V192H210L211 186H212V184H213L212 181H214V183L217 184V182H218L217 180H219L220 182H218V183L221 184V183H222L221 180L223 179L224 181H223V183H222L221 186L226 185V186L229 187V188H227L226 186H225V188H224V187L221 188V187L219 186L220 184H218L217 186H216V184H213V186H215V187H220V188L217 189V190H216L214 187H212V188L215 189V190H213V191L216 192L215 194H217L218 192H219V193H218L219 195L221 194V195H220V197H221V198H220L221 202H220V200H219L218 202H217V201H213V205H212V198H210V199H208V198H209V197H214V196H212V194L214 195V192H212V194H211V192H210V194H207L209 197L205 194L206 197H203V198H202L201 196H204V195H201V196H200L201 193L199 192L198 195L200 196L201 199H203V200H201V199L198 197V199L200 200V202H201V201H206V200H204V199H208L207 201L211 202V203L208 204L209 206H211L210 208H208V207H209L208 205L205 207V206L203 205V204H204L203 202H201V207H202V205H203L204 208H203V207H202V208L199 207V206H198L199 203H200L199 201L197 202V206L193 207L196 211H197L196 208L199 207V209H201V210H199V209H198V210L201 211V213H202L205 209L208 210V211H205L204 214H203V213L201 214L199 211H197L199 214H201V216H200L199 214H197V216L194 215V214L196 213V211H194L195 213L193 212V213H194V214H193L194 216L191 215V214H190L191 216H190V215H187L188 213H191L193 209H191V210L189 209L190 211H189V212H188V211L186 212V211H185L186 209H185V208H182V207H186V208H187V207L189 206L188 203H187L186 206H184L185 203H184V205H183V203H179V202H183V200H185L186 198H187V199H186V202H188V200H189L188 198H190V196L192 197V193L190 194V190H189V189H186V188H190V189H191V187L194 186V183H193L192 180H191V181H192L193 185H192V184H191V185L189 184L190 187L187 185V184H188L187 181L185 182L187 186L184 185V184H182V185H183V189H186L187 191L189 190V192H187L186 190H183V189L181 188L182 185H181V187H180L181 190H179L178 192H179V193H180L181 191H182L181 193L184 192V193H183V196H181L182 194H179V193L177 192V193L180 195V196L177 195V197L179 196L178 199H181V198H182L183 200H179V201H178V199L175 197L176 195H175V196H174L173 194L171 195V194L168 192V191L172 188V185H173V184L176 185L177 183H179V181L181 180L180 178L183 177V174H184V176H185V174H186V172H187V175H188V171H190V170H191L190 174L193 173V171H194V170H193V169H194L193 166H194V164L197 163L196 161L199 160V159H197V158L195 157V158H196V161H195V160H194L195 158H194L193 156H198V157L200 158V160H201V157H200L199 154H198V153H200V152H196L195 154L192 155V158H193L194 161H193L192 158H191V159H190V162L192 161V162H194V164H193V163L190 164V162L188 161L189 163H187V164H189L190 166H186V164H185V165H183V166H185V168L183 167L184 169H183V168H180V169H178V171L176 170V172H172V173H174V175L171 174V175L168 177V179L166 178V180H164L165 178H163V179L161 178V179L158 180L159 182L157 181V187H160V188H162V189L164 188V189H166V190L168 189L167 192H165L166 190H165V191L163 190V191H164L163 194L161 195V197H159V198L162 199V200L164 199V200H163V201H164V202H163L164 205H165V199H166L168 196H169V198H170V195H171L172 198H173V199L171 198V201L173 202V203L171 202L172 205H175V203H176V205H177V203H179L178 206H181L180 208L183 209V210H182V209H180V208L177 206V207L179 208V210L185 211V212H184L185 214L181 213V211H180V213L182 214V216L179 215V212H178V215H179V216L177 215V218H180V216H181V218L183 217L184 220L187 221V220L185 219V217L188 216L190 219H189L188 217H187V218H188L189 220H191V224L194 226V231L197 229V230H196L197 232H199L200 230H203V229H205L206 227H208V225L211 224V223L214 221V220H213V217H214V216H217V215H220V214H221V215L224 214V213H223V210H224V208H225V206H226V205H225L226 202L229 203V205H228V203H227L228 206L226 207V208L229 210V212H231V211H230V209H231V208H230V207H231L230 205H232L233 207H232L231 210H232V211H234V210L236 211V210H237V211L239 212V214H241V213L244 214L245 211H246V212H250V211L248 210V209H249L248 206L250 205V207H251L252 205H254V203H256L257 206H255V208H254V206H253V210H254V209H260V210H263V208H264V200H263V199H264V197H263V196H264V192H263L262 190L258 191V189H257L256 191H254L255 193L257 192V196H258V197L255 196L256 194H254L253 192H252V193H253V196H252V194H251V196H250V194H248L247 192H244L245 195L243 194V196H245V198H246L247 195H249L246 199H244V197H242V195H241L240 193H239V194L241 195L240 197H242V199L238 196L239 194L236 195L235 192L232 193L231 190L234 191L233 188H235L234 186H236V182H237V181L235 182V179L238 180L240 176H239L238 179H237V174L233 175L234 172H233V173L231 172L233 176H236V177H234V178H235V179H234V178L232 177V175H229V174H231V173L228 174V172L231 171V170H229V171L226 170V173L228 174V175H226V177H228V178L224 179V178H225L224 175H225L226 173L224 172V169H223V168H224L225 166H228V168H229L230 165H232V167H233V165H235V164H233L235 161L231 162L232 160H230V159H231V158L233 159L235 156H234V157H231V156H230V157H228L229 159H224V160H223V159L221 158V153L219 152V150L216 149L217 151H216L215 153H214ZM63 151H64V152H63ZM113 151H114V152H113ZM129 151H130L131 153H129ZM142 151H143V152H142ZM150 151H152L153 153H151ZM155 151H156V152H155ZM112 152H113V154H112ZM135 152L137 153V156H136V153H135ZM159 152H158V153H159ZM166 152H168V153H166ZM218 152H219V153H218ZM133 153H134L135 157H134ZM204 153H203V154H204ZM216 153H218V155L220 154L219 157L217 156ZM129 154H131V155H133V156H131V155H129ZM150 154H151V155H150ZM159 154H161V155H159ZM159 154H158V157L161 156V157H159V158H160V161H159V158H158V159H157L158 161H156V162H160V163H163V162H164V163L162 164V165H164V164H165V160H166L167 158H169V157L166 156V155H162V154H164V152H163V153H159ZM200 154H201V153H200ZM214 154H215V158H216V159H213ZM107 155H108V156H107ZM147 155H148V156H147ZM153 155H154V156H153ZM104 156H103V157H104ZM129 156H131L133 164L127 162V161H130V160H131V158H129ZM164 156H166V158L163 159ZM201 156H203V155H201ZM232 156H233V155H232ZM7 157H9V158H7ZM62 157H64V156H62ZM133 157H134V158H133ZM146 157H147V158H146ZM149 157H150V159H149ZM217 157H218V158H217ZM2 158H3V157H2ZM128 158H129V159H128ZM142 158L144 159L143 161L141 160L142 162H141L140 160H138V159H142ZM219 158H221L222 160L219 159ZM126 159H128V160L126 161ZM151 159H152V160H151ZM161 159H162V160H161ZM234 159L236 160V157H235ZM1 160H2V159H1V156H0V162H1ZM121 160H122V161H121ZM145 160H147L146 162H148V163H145ZM149 160H150V161H149ZM214 160H218V161H215V162H217V163H216L217 165H216V164H214V165H216V166L218 167V168L216 167V168H217L216 170L220 169V170H218V171H221V172L223 173L224 178H222L223 176L221 175V172H220V176L218 175V174H219L218 171H217L218 173H215V172H216V170H215V168H214L215 166H212V165H211V164H213V161H214ZM219 160H220V161H219ZM227 160H228V161H227ZM229 160H230V163H232V164H229V163H228L229 165H228V164L226 165V163H224V162H229ZM123 161H126L128 164H130V166L133 165L134 167H133V166H131V167L128 166V164H127L126 162H123ZM138 161H139L140 163H137ZM6 162H5V163H6ZM41 162L43 163L44 161H41ZM41 162L37 163V164H39V165H37V164L35 165L34 170H35L36 167H39V166L42 164ZM120 162H121V163H120ZM198 162H199V161H198ZM218 162L221 163V164L223 163V164H222L223 166H222L221 164H218ZM5 163L3 162V164H5ZM134 163H137V164L134 165ZM142 163H144V164H142ZM124 164H125V165H124ZM126 164H127V165H126ZM138 164H142V165H139V166H138ZM204 164L206 165L207 163H204ZM121 165H122V166H125V167L128 166L129 169L132 170V171H130V172H133V174H132V173H129V170L127 169V170H128V171H127V170L125 169V167H124L123 169H125V171H127V173H126V172L122 169ZM151 165H152V164H151ZM205 165H203V166H205ZM218 165H219V166H218ZM144 166H145L146 169H144ZM195 166H196V165H195ZM211 166H212L213 168H211ZM220 166H221V168H222V167H223V168L221 169ZM105 167H104V169H105ZM128 167H127V168H128ZM132 167H133V168H132ZM135 167H136V169H134ZM139 167H140V169H138ZM141 167H142V168H141ZM181 167H182V166H181ZM186 167H187V168H186ZM192 167H193V169H191ZM206 167H208V165L205 166V168H206ZM13 168H14V167H12L11 170L9 169V170H5L6 172H5V171L2 172V174H3L2 176H3V177H2V176L0 177V185H1V184H4V183L6 182V178L8 179V178H9V174H11V173L13 172V170L15 169V168H14V169H13ZM18 168H19V166L16 167V169L14 170V172H15L16 170H18V171H16V173H17V172H18V174L20 173V175H22V178H23L24 173L22 174V172H23V171L25 172V168H23L22 166H20L21 169H18ZM149 168H150V167H148V169H149ZM230 168H231V167H230ZM22 169H24V170H22ZM104 169H103V170H104ZM141 169H142V170L144 169L145 171H142ZM151 169H152V167H151ZM182 169H183V170H182ZM202 169H203V167H202ZM213 169H214V170H213ZM245 169H249V170H251L252 167H249V166H248V168L245 167ZM245 169H244V170H245ZM36 170H37V169H36ZM100 170H99V171H100ZM146 170H147V171H146ZM206 170L208 171L209 168L206 169ZM211 170H212L213 172H211ZM222 170H223V171H222ZM19 171H22V172H19ZM79 171H80V172H79ZM123 171H124L125 173H123ZM174 171H175V170H174ZM183 171H184V172H183ZM227 171H228V172H227ZM177 172H178V173H177ZM243 172H244V171H243ZM5 173H6V174H5ZM55 173H56V172H55ZM78 173H79V174H78ZM128 173H129V175L127 176L126 174H128ZM175 173H176V175H175ZM224 173H225V174H224ZM122 174H123V175H122ZM190 174H189V175H190ZM212 174L214 175V177L217 176V178H215V179H217V180H216L217 182H215V180H212V181L210 182L211 177H213ZM215 174H216V176H215ZM7 175H8V177H7ZM55 175H57V173H56V174L52 173V175H50L49 177L45 178L44 181H45L46 183H51L52 181H54V180H52V179H55V177H56ZM189 175H188V176H189ZM238 175H241V173H239ZM18 176H19V175H18ZM35 176H37V175H35ZM144 176H145V177H144ZM181 176H182V177H181ZM221 176H222V177H221ZM126 177H127V178H126ZM209 177H210V178H209ZM214 177H213V178H214ZM218 177H219L221 180L218 179ZM230 177H231V178H230ZM22 178H20V179H22ZM37 178H38V177H37ZM207 178H208V180H207ZM229 178L231 179V181H232V179H233V181L231 182L230 180H227V179H229ZM66 179H68V178L66 177ZM77 179H78V182H77ZM96 179H97V180H95V183H93V187H95V188H97V187L100 186V184H99L98 182H99L100 179H101V175L98 174V176L96 177ZM178 179H180V180H178ZM225 180H226V181H225ZM161 181H163V183H162ZM165 181H167L166 184H167L168 186H165V187H164V182H165ZM191 181H190V179H189L188 182L191 183ZM204 181H205V184H204ZM2 182H3V183H2ZM33 182H34V183H31V185H32L34 188H36V187H37L36 182H35V181H33ZM169 182H170V183H169ZM206 182L210 183V186H209V184H207ZM228 182H229V183H228ZM234 182H235V183H234ZM211 183H212V184H211ZM126 184H127V185H126ZM158 184H159L160 186H159ZM166 184H165V185H166ZM169 184H170V185H169ZM234 184H235V185H234ZM15 185H16V184H15ZM15 185H14V186H15ZM54 185H55V184H54ZM161 185H162V186H161ZM175 185H173V186H175ZM202 185H203V186H202ZM206 185H208L209 187H207ZM230 185H231V186H230ZM233 185H234V186H233ZM14 186L12 187L13 190H14V189H18L17 186H19V185L17 184V185L15 186V188H14ZM55 186H56V185H55ZM169 186H170V187H169ZM184 186H185V187H184ZM232 186H233V187H232ZM16 187H17V188H16ZM204 187H206V188H204ZM169 188H170V189H169ZM207 188H208V189H207ZM226 188L228 189L227 191H229L231 194H233L234 196L236 195L235 197L237 198V202H236V198H235L233 195H231L230 193H228V192L226 191ZM230 188H232V189H230ZM224 189H225V190H224ZM259 189H261V188H259ZM262 189H263V188H262ZM93 190H94V188H93ZM93 190H92V191H93ZM171 190H172V189H171ZM171 190H170V191H171ZM205 190H206V191H205ZM208 190H209V191H208ZM218 190H220V191L222 190V192H220V191H218ZM223 190H224V191H223ZM263 190H264V189H263ZM14 191H16V190H14ZM116 191H117V193H116ZM136 191H137L138 193H137ZM185 191L188 193L187 195H185V194H186ZM225 191H226V193H225ZM204 192H202V194H204ZM259 192H260V193H263V196H262L263 198L261 197L262 200L260 199V196H261L262 194L258 195ZM39 193L41 194V191H40ZM100 193H101V192H97V191H95V192H93L92 194H90V195H88V196L77 195V196H76V198H77L76 205H77V206H80V205H82L83 203H88V204H91V205H94V206H99V205H97V204H98L99 201H100ZM131 193H130V196H131ZM134 193H135V194H134ZM165 193H167V194L169 193V195H168L166 198H164V197L166 196ZM145 194H146V193H145ZM225 194H226V196H225ZM164 195H165V196H164ZM222 195H223L224 197H226V198L222 197ZM229 195H231V196L229 197ZM173 196L175 197V199H176V201H177V202H175V203H174L175 200H174V197H173ZM186 196H187V197H186ZM11 197H12V198H11ZM43 197H46V196H43ZM184 197H185V199H184ZM207 197H208V198H207ZM231 197H234V198H235V201L233 200L234 198H231ZM249 197H250V199H249V201H248L247 199H248ZM251 197H252V198H253V197H254V198L256 197L255 199H254V198H253V199H254L255 201L258 200V199H260V201L258 200V201H256V202H254L253 200H251ZM146 198H147V200H145ZM169 198H167V199H169ZM227 198H228V200H229V199H232V202H234V203L236 202V206H234L233 203L230 202L231 200L227 201ZM239 198H240V199H239ZM4 199H5V200H4ZM26 199H27L26 202H29V198H26ZM167 199H166V203H168V202L170 201V200H169V201L167 202ZM198 199H197V200H198ZM224 199H225V200H224ZM243 199H244V201L247 200V201H245L246 203H245V202L243 203ZM10 200H11V201H10ZM149 200H148V201H149ZM156 200H154V201H156ZM191 200H192V198H191ZM191 200H189V201H191ZM222 200H224V201L222 202ZM238 200H239V202H238ZM250 200H251V202H250ZM16 201H17V200L15 199V196H10V195H9V196H8V195H5V196H4V195H0V202L3 203V204H5V205H7V206H12V203H13V205H15V204L17 203ZM262 201H263V203H262ZM26 202H23V203L19 204L18 206H20V207H18V208L21 209V208H23V206H26V205H27ZM184 202H185V201H184ZM224 202H225V203H224ZM248 202H249V205H248ZM252 202H253V203H252ZM257 202H258V203H257ZM214 203H216V205H214ZM219 203H220V205H222V208H223V209H220L221 206L219 205ZM223 203H224L225 206H223ZM237 203H239L238 206H237ZM241 203H242L243 206H245L246 209H247V208H248V209L245 210L244 207H241ZM189 204H190V203H189ZM21 205H22V206H21ZM65 205H67V203H65L64 206H65ZM176 205H175L174 207H176ZM182 205H183V206H182ZM246 205H248V206L246 207ZM260 205H262V206H261L260 208H258ZM213 206H214V207H213ZM216 206H217L218 209H215ZM229 206H230V207H229ZM239 206H240V207H239ZM168 207H169V206L166 205V210L164 209L165 206L162 207V209H164V210L166 211V212H165L166 215H169V214L171 215V213H170L171 209H172V212H175V211H174L175 209L172 208L173 206H171V207L169 208L170 211L168 210ZM228 207H229V208H228ZM235 207H236V208H235ZM237 207H238V208H237ZM71 208H73V206H72ZM84 208H86V207H82V209H81V211H82V210H84V211H82V213H80V215H81V218H80V219H81V220L79 219V223H78V225H77V228H80V227L83 225V223H84V222H82V221L84 220V215L86 214V211L88 210V208H87V209H84ZM189 208H192V207L190 206ZM211 208H213L214 210L211 211ZM234 208H235V209H234ZM241 208H243V210H245V211L240 212V211L242 210ZM73 209H74V208H73ZM187 209H188V208H187ZM203 209H204V210H203ZM219 209H220L221 213H219V212H220ZM227 209L224 211L225 213H226ZM251 209H252V208H250V210H251ZM167 210H168L169 214L167 213ZM179 210H178V211H179ZM253 210H251V211H253ZM70 211H73V210L70 209ZM215 211L217 212V214H216ZM235 211H234V214H233V212H232L233 215L231 214V217H232L233 219H232L231 217L228 218L229 222H230V219H231V221H232L231 223L228 222L229 224H232V223H233V220L235 219V217L240 216V215L236 214V213H238V212L236 211V213H235ZM209 212H210V214H209ZM213 212H214V213H213ZM227 212H228V211H227ZM211 213H212V215H211ZM83 214H84V215H83ZM172 214H173V213H172ZM208 214H209V215H208ZM198 215H199V216H198ZM204 215H205V216H204ZM192 216H193V218H192ZM206 216H207V218H206ZM209 216L212 217V218H209ZM234 216H235V217H234ZM197 217H198V218H197ZM203 217H204L205 219H204ZM181 218H180V219H181ZM191 218H192V219H191ZM199 218H200V219H203V220H200ZM180 219H179V220H180ZM196 219H197V221L194 222V220H196ZM198 219H199V220H198ZM59 220H60V218L58 219L57 223L59 222ZM62 220H63V218H62ZM62 220H60V222H61ZM177 220H178V219H177ZM208 220H209V221H208ZM252 220H254V219H252ZM252 220L249 221V222L251 223V225L254 224V222H256L255 220H254V222H253ZM175 221H176V220H175ZM180 221H181L182 225H183V223L185 222V221H183V220H180ZM180 221H179V223H180ZM182 221H183V222H182ZM198 221H199V222H198ZM202 221H204V222H202ZM211 221H212V222H211ZM60 222H59V223H60ZM129 222L132 223L131 221H129ZM129 222H128V223H129ZM176 222H177V221H176ZM176 222L174 223L175 226H181V224L176 225ZM201 222H202V223H201ZM81 223H82V224H81ZM128 223H126V224H128ZM130 223H129V224H130ZM133 223H134V222H133ZM133 223L131 224L132 226H131V225H129V226H130V227H133ZM193 223H194V224H193ZM195 223H196V224L198 223V224L196 225ZM199 224H200V225H199ZM79 225H80V226H79ZM93 226H94V228H93ZM196 226H197V227H196ZM198 226H199V227H198ZM127 227H128V226L125 225V230H126ZM130 227H129V228H130ZM195 227H196V228H195ZM200 227H201V228H200ZM202 227H203V228H202ZM68 228H70V227H68ZM90 228H91V229H90ZM95 228H96V225H91V226L88 227L87 232L89 231V232H93V233H95L97 239H98L99 237L101 238V237H102V236H101V232H99V231H98L97 229H95ZM129 228H127V230H130ZM199 228H200V229H199ZM11 229H12V230H11ZM21 229H23V230H21ZM198 229H199V230H198ZM29 230H30V229L27 228V227H26V228H25V227H24V228H23V227H14V228H11L10 226H7V228L4 230V232L1 233V236L3 237V240L0 241V264H12V261H11L12 259H11V257H12L13 255H15V254L19 251V249L21 248L20 243H24V244H26V243L28 242L27 244H29V243L31 242V239H32V240L35 239V237H36L37 234L35 235V234L33 233V230H30V231H32V232H30V233H32L33 235L30 234V233L28 234V231H29ZM196 231H195V232H196ZM18 232H19V233H18ZM34 232L36 233L37 231H34ZM98 233H99V234H98ZM160 234H161V233H160ZM160 234H159V233H158V235L155 234V237H156V235L158 236V237H156L157 240L155 239L154 235H152L150 238L153 239V240L155 239L156 241H159V240H161V239L158 240V238H162V234H161V236H160ZM23 235H24V236H23ZM25 235H28V236H25ZM29 236H32V238L29 237ZM33 236H34V238H33ZM4 237L8 238L7 241L4 240ZM27 237H28V239H26ZM153 237H154V238H153ZM9 239H10V240H9ZM17 239H19V240H17ZM20 240H22V241H20ZM153 240H149V238H148V239H146V242H147V241H148V242H156V241H153ZM173 241H174V240H173ZM173 241L171 242L172 244L169 243V245H171L170 247H172V245H173V243H174ZM14 245H15V246H14ZM174 245H175V243H174ZM174 245H173V246H174ZM166 246H168V244H167ZM14 247H15V249H14ZM168 247H169V246H168ZM170 247H169V248H170ZM217 253H218V254H217ZM221 254H223V250H222V251H221V250H220V251L218 250V251L216 252V254H215L216 257H214L213 259H215V260L217 259L216 261L218 262V261H219V260H218L219 257H220V258L222 257V256H220ZM9 255H10V256H9ZM213 259H212V260H213ZM199 260H200V259H199ZM201 262H202L201 260H200V261H197L198 264H199V263L201 264ZM212 262H213V261H212ZM214 262H215V261H214ZM214 262H213L212 264H214ZM22 264H29V260L27 259V260L24 261V263H22ZM215 264H216V263H215Z\"/></svg>", "mask_w": 264, "mask_h": 264}]
</instances>
